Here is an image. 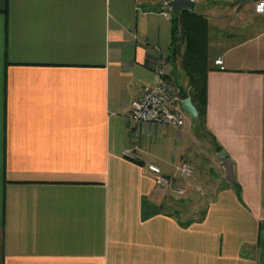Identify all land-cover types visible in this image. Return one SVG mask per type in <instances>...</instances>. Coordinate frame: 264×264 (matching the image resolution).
I'll use <instances>...</instances> for the list:
<instances>
[{
	"label": "crops",
	"instance_id": "1",
	"mask_svg": "<svg viewBox=\"0 0 264 264\" xmlns=\"http://www.w3.org/2000/svg\"><path fill=\"white\" fill-rule=\"evenodd\" d=\"M166 1L0 0V264H264V12L192 0L208 23L199 119ZM162 56L181 126L128 115Z\"/></svg>",
	"mask_w": 264,
	"mask_h": 264
},
{
	"label": "built area",
	"instance_id": "2",
	"mask_svg": "<svg viewBox=\"0 0 264 264\" xmlns=\"http://www.w3.org/2000/svg\"><path fill=\"white\" fill-rule=\"evenodd\" d=\"M215 1L230 2L233 0ZM162 6L170 8L168 1L164 2ZM253 9L255 12H264V0H254ZM214 62L223 67L221 56H217ZM168 64L166 56H162L157 67L159 79L153 83L143 84L140 87L138 95L132 99L128 115L134 120L158 122L174 126H181L184 123L183 109L179 105V101L181 100L180 88L174 79L166 77ZM122 152L128 156H132L128 148H124ZM147 166L150 170L157 173V179L160 182L165 185H171L170 179L160 174V168L157 164L148 163ZM180 170L187 176L194 174V167L188 161H183L180 164ZM172 191L183 193L184 187L180 184H173Z\"/></svg>",
	"mask_w": 264,
	"mask_h": 264
},
{
	"label": "trees",
	"instance_id": "3",
	"mask_svg": "<svg viewBox=\"0 0 264 264\" xmlns=\"http://www.w3.org/2000/svg\"><path fill=\"white\" fill-rule=\"evenodd\" d=\"M172 24V53L178 51L177 46L180 42L184 45L181 52V67L188 78V89H182L181 93L183 97L190 96L192 98L197 108V117L201 119L207 101L206 75L209 67L207 61V18L196 10H184L173 13ZM176 38L178 43L175 41Z\"/></svg>",
	"mask_w": 264,
	"mask_h": 264
},
{
	"label": "water",
	"instance_id": "4",
	"mask_svg": "<svg viewBox=\"0 0 264 264\" xmlns=\"http://www.w3.org/2000/svg\"><path fill=\"white\" fill-rule=\"evenodd\" d=\"M168 5L172 8L174 12H179L183 9L192 11L193 10V2L192 0H171L168 2ZM182 108L189 113L192 117H196L198 112L196 105L192 101V98L190 96H186L181 101ZM219 155L223 158L224 165L226 168V177L234 181L233 177V170H232V160L227 157L226 152L224 149L219 150Z\"/></svg>",
	"mask_w": 264,
	"mask_h": 264
},
{
	"label": "rangeland",
	"instance_id": "5",
	"mask_svg": "<svg viewBox=\"0 0 264 264\" xmlns=\"http://www.w3.org/2000/svg\"><path fill=\"white\" fill-rule=\"evenodd\" d=\"M215 2V3H214ZM217 2H227V1H215V0H204V4H205V9H208L210 6H212L213 4H216ZM231 2V1H230ZM205 9H203L200 5H197L196 6V11L197 10H199L200 12H202V13H206L205 11ZM177 35H178V33H177ZM176 43L178 42V39L176 38ZM175 45V44H174ZM179 47L180 46H177V49H179ZM182 185V184H181ZM183 186V185H182ZM184 194H180L178 197H181V196H183ZM195 198H197V199H195L194 201H195V207H194V209H193V211L195 212V213H199V212H201L202 211V209H204L206 206H205V203H204V200H203V195H202V192H201V190H198V191H196V195L194 196ZM165 207H168L169 208V205L168 206H165Z\"/></svg>",
	"mask_w": 264,
	"mask_h": 264
}]
</instances>
